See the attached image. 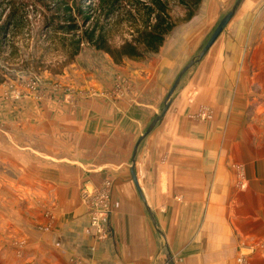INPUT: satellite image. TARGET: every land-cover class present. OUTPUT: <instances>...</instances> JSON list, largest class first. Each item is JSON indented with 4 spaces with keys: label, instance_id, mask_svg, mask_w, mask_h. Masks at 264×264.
Masks as SVG:
<instances>
[{
    "label": "crops",
    "instance_id": "crops-1",
    "mask_svg": "<svg viewBox=\"0 0 264 264\" xmlns=\"http://www.w3.org/2000/svg\"><path fill=\"white\" fill-rule=\"evenodd\" d=\"M202 6L210 16L221 8L216 0H205ZM258 6H264V0L244 1L239 24L244 29L247 23L248 31L243 40L258 36L262 19L250 20ZM218 40L207 53L211 65L205 61L190 75L197 85L189 84L174 96L165 116L143 140L135 162L144 197L132 177L126 151L130 143L132 162L135 142L143 132L140 115L148 116L150 111L146 84L127 90L128 104L120 108L107 106L111 102L101 98L92 100L89 109L82 106L86 102L82 97L76 107L58 108L45 102V111L39 108L33 113L45 118L46 126L15 132L23 145H7L14 153L12 164L26 168L23 175L28 179L23 181L40 182L31 194L36 211L32 222L38 227L31 240L33 246L50 247L41 250L37 259L29 256L30 260L38 264H238V257L245 254L249 264H264L260 242L264 240V186L250 174L235 179L234 163L247 162L242 158V143L236 140L240 131L235 130L233 140L231 130L222 131L224 122L239 114L227 115L221 103L228 104L229 91L244 85L236 80L239 69L231 64L234 59L225 61L226 45L217 46ZM252 62L258 71L264 70V37ZM142 73L137 69L129 77L144 80ZM194 87L199 89L188 99ZM202 108L212 111L213 117L199 119ZM128 119L129 126L124 125ZM109 175L116 178L105 219L109 235L99 240L80 188L101 186ZM48 207H54L55 214L49 232L39 229L47 226L44 210ZM4 225L11 229L9 222Z\"/></svg>",
    "mask_w": 264,
    "mask_h": 264
},
{
    "label": "rangeland",
    "instance_id": "rangeland-1",
    "mask_svg": "<svg viewBox=\"0 0 264 264\" xmlns=\"http://www.w3.org/2000/svg\"><path fill=\"white\" fill-rule=\"evenodd\" d=\"M216 1L221 7L218 13L210 16L202 4L191 22H182L167 36L165 45L158 53L148 55L145 60H131L127 64L124 62L118 65L111 54L98 50L84 39L81 50L72 57L76 39L83 36L85 31L102 28L111 45L121 46L125 41L133 39L137 28L145 25L143 15L146 14V5L150 1L0 0V264H38L37 261L34 263L30 260L29 256L35 255L37 259L41 250H50L44 244L33 246L31 240L36 234L34 230H38L35 221L32 222L36 211L35 199L31 194L35 185L40 182L23 181V178L28 179V175H23L26 168L12 164L14 153L7 150V145H23L17 140L15 132L21 134L20 129H23L29 133L38 126H46L45 118H36L33 113L39 108L45 111V102L55 104L58 108L64 104L76 107L82 97L87 102L82 106L89 109L92 107V100L101 98L111 102H107V106L120 108L128 104L127 90L145 87L146 84L150 111L148 116L138 112L143 117L140 127L143 132L139 134L140 137L162 113L168 93L183 67L198 59L213 31L233 9L237 0ZM244 1L241 0L216 44L226 45L225 61L229 63L231 58L234 59L231 64L239 69L236 80H242L244 85L229 91L232 98L228 104L221 103L228 109L227 115L234 111L239 114L238 117L233 114V120L225 121L222 131L231 130L232 140L235 130L240 131V139L237 136L236 140L242 143L245 151L242 158L247 162L246 165L234 163L235 179L247 178L250 174L259 178L258 183L264 186V70L258 71L252 62L255 48L264 37V6H258L250 15V20L262 19L256 30L257 38L254 41L247 38L243 40L242 34L247 37L248 31L247 23L244 24V29L239 24ZM165 3L173 18H182L184 8L177 0H166ZM9 20H12V24L4 33L1 26ZM74 24L79 29L69 33L67 28ZM64 25L68 27L62 28ZM232 52L236 58L235 55L231 56ZM205 56L183 75L172 99L185 91L187 85H197L190 81V75L205 65V61L209 62L211 55ZM137 69L143 70L141 75L145 77L144 80L135 81L136 79L129 77ZM242 71L244 74L241 75ZM197 89L199 88L194 87L189 90L188 99H193V91ZM95 105L99 106L100 103ZM101 105L107 108L106 105ZM50 107L51 105L47 106L49 110ZM124 125L129 126V119ZM142 143L143 141L139 145V151ZM113 147L115 148L114 145ZM127 147L130 169L133 165L130 143ZM115 180L114 176L109 175L101 186H81L80 194L86 202L88 215L90 209L87 193L106 186L110 187L112 193ZM53 208L44 210L47 226L40 225L41 231L46 229L49 232L52 229L51 222L53 223L55 216ZM5 221L9 222L10 230L4 225ZM260 242L264 243V240Z\"/></svg>",
    "mask_w": 264,
    "mask_h": 264
},
{
    "label": "trees",
    "instance_id": "trees-1",
    "mask_svg": "<svg viewBox=\"0 0 264 264\" xmlns=\"http://www.w3.org/2000/svg\"><path fill=\"white\" fill-rule=\"evenodd\" d=\"M146 5V14L144 16L145 25L136 29L133 39L125 41L121 46H113L102 28L85 31L83 36H78L76 45L73 48L72 57L81 50V44L84 40L92 43L98 50L109 53L113 56L116 64L121 65L126 60H145L148 55L158 53L166 43L167 36L176 29L182 22H191L196 17L204 0H177L180 6L184 8L182 18H173L166 6V0H148ZM72 16V15H70ZM72 18V17H69ZM12 20L7 21L1 26L4 33L7 32L8 26H11ZM64 25L62 28H67ZM79 29L78 25H72L67 28L69 33ZM84 39V40H83Z\"/></svg>",
    "mask_w": 264,
    "mask_h": 264
},
{
    "label": "water",
    "instance_id": "water-1",
    "mask_svg": "<svg viewBox=\"0 0 264 264\" xmlns=\"http://www.w3.org/2000/svg\"><path fill=\"white\" fill-rule=\"evenodd\" d=\"M240 2H241V0H237L234 4L235 6L233 7V9L230 10L228 12V14H226L221 19L220 23L217 25V27L213 31V34L211 35L212 37L210 38V40L206 43V45L200 51L201 53H200L198 59H194V60L190 61L186 66L183 67L184 68L183 71L179 74V76L177 77V79L173 83L174 85L172 86V88L170 89V91L168 93V96L166 98L167 100H166V103H165V106H164L162 113L153 120V122L146 129V132L139 137V139L135 145L136 147L134 149L133 156H132L133 167L131 169V171H132L131 173H132V177L135 181V184L138 188V191L141 192L143 197H144V192H142L139 177L137 176V173H136V162H135L138 151H139V147H140L139 145L141 144V142L144 140L145 137H147L150 133H152L154 131V127L156 126V124L160 121L161 118H163L165 116V113L168 111V109H169V107L173 101V99H172L173 94L175 93L176 89L180 85V81H181L183 75L208 53L210 48L213 46V44L220 37L221 33L226 29L228 24L231 22V19L233 18L234 14L236 12V9L238 8ZM150 214L152 216L153 222L157 225L155 218H154V215L151 211H150Z\"/></svg>",
    "mask_w": 264,
    "mask_h": 264
},
{
    "label": "built area",
    "instance_id": "built-area-1",
    "mask_svg": "<svg viewBox=\"0 0 264 264\" xmlns=\"http://www.w3.org/2000/svg\"><path fill=\"white\" fill-rule=\"evenodd\" d=\"M197 117L201 119H210L213 117V113L207 108H202ZM86 199H88L90 209V225H92L97 239L104 240L109 235V229L107 224H105V219L111 210L112 193H110V187L106 186L105 188L95 189L94 192H88ZM237 261L239 264H249L245 254H241Z\"/></svg>",
    "mask_w": 264,
    "mask_h": 264
}]
</instances>
